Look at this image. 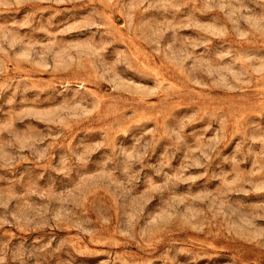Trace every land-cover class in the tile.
I'll return each mask as SVG.
<instances>
[{
	"label": "rangeland",
	"instance_id": "374dc122",
	"mask_svg": "<svg viewBox=\"0 0 264 264\" xmlns=\"http://www.w3.org/2000/svg\"><path fill=\"white\" fill-rule=\"evenodd\" d=\"M0 264H264V0H0Z\"/></svg>",
	"mask_w": 264,
	"mask_h": 264
}]
</instances>
